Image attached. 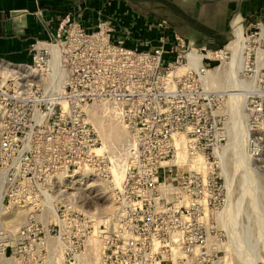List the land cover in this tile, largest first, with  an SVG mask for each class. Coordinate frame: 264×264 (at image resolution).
<instances>
[{
	"label": "built area",
	"instance_id": "2783aa9c",
	"mask_svg": "<svg viewBox=\"0 0 264 264\" xmlns=\"http://www.w3.org/2000/svg\"><path fill=\"white\" fill-rule=\"evenodd\" d=\"M153 23L164 30L156 42L129 46L113 18L89 28L67 12L53 36L31 43L30 61L0 57V203L27 209L9 244L14 256L48 264L58 251L67 261L83 254L94 218L68 189L92 178L113 201L97 264H219L225 233L212 213L226 202L218 171L226 138L215 113L223 95L204 76L225 46L199 48ZM246 30L260 46L261 25ZM257 86L246 98L253 157L264 149L252 131L264 124ZM93 104L128 132L117 152L98 150Z\"/></svg>",
	"mask_w": 264,
	"mask_h": 264
},
{
	"label": "rangeland",
	"instance_id": "374dc122",
	"mask_svg": "<svg viewBox=\"0 0 264 264\" xmlns=\"http://www.w3.org/2000/svg\"><path fill=\"white\" fill-rule=\"evenodd\" d=\"M148 2L146 4L141 3V5L145 8L149 6L150 8L147 11L153 10V4L150 1ZM162 14H169V10L165 5L162 7ZM234 20L229 38L220 46L211 48L218 49L225 46L221 54L223 57L217 60L214 58L208 59L209 63H212L209 68L211 78H209V75L207 78L209 87L211 90L223 95L222 102L215 113L220 114L218 117L222 120V130L226 138L225 148L221 152L222 167L219 164L218 171L225 186L227 203L220 212L212 213V217L218 223V227L222 229V232L225 233L224 250L227 252L222 253V257L225 256L226 258L224 259L225 263L254 264L258 262L257 264H264V149L254 157L249 153L247 144L249 133L247 126L248 110L246 108L247 96L258 87L257 85H260L261 89L264 86V40L259 46L257 39L254 38L257 35L247 39L246 31L248 33L249 31L243 25L242 41L238 42V37L234 31L237 24H234ZM263 33L261 32V35ZM252 48L255 49V52L253 50L251 53L253 64H251V69H245L244 55L247 56ZM205 49L209 50L210 48ZM199 54L202 53L199 52ZM234 68H236L233 71L235 76L231 74ZM256 70H258L257 75L255 74ZM226 90H236L232 93H238V95L229 96V93H224ZM90 111L92 114L89 113V118L95 124L97 134H99L98 150L106 148L109 151L117 152L126 140L128 132L113 115L99 112L96 104H93ZM237 116L241 117L243 128H245L243 148L245 159L238 154L235 145V141L242 133L241 123L237 131ZM252 131L255 135L264 137V124ZM223 165H226L227 175L224 172ZM117 169V167L114 168V173ZM68 190L72 191L71 197L74 198L78 207L96 218L98 229L101 227L100 224L107 223L109 213L113 210V201L107 195L106 185L98 180L88 178L86 182L77 183ZM26 212L27 209L24 207L10 205L7 202L0 203V264H30L27 258L20 259L18 256H14L9 246ZM110 228H112V225H110ZM93 237L95 236H89L85 251L79 258L90 255ZM96 243L99 247L102 244L99 234ZM240 250L244 252L243 259L239 257ZM91 258L82 259L76 264H94L95 262ZM98 260L99 257L97 262ZM253 261L254 263H252ZM70 262L72 261L65 260L58 251L53 259L49 260L48 264H71Z\"/></svg>",
	"mask_w": 264,
	"mask_h": 264
},
{
	"label": "crops",
	"instance_id": "0c3cea01",
	"mask_svg": "<svg viewBox=\"0 0 264 264\" xmlns=\"http://www.w3.org/2000/svg\"><path fill=\"white\" fill-rule=\"evenodd\" d=\"M148 1L153 10L141 5ZM163 5L168 15L162 14ZM67 12L89 28L100 18H113L115 35L138 47L147 39L156 42L164 31L156 21L210 49L229 38L233 19L246 29L256 24L264 29V0H0V57L29 61L31 43L53 36Z\"/></svg>",
	"mask_w": 264,
	"mask_h": 264
},
{
	"label": "bare ground",
	"instance_id": "6f19581e",
	"mask_svg": "<svg viewBox=\"0 0 264 264\" xmlns=\"http://www.w3.org/2000/svg\"><path fill=\"white\" fill-rule=\"evenodd\" d=\"M238 18V17H237ZM238 20V19H237ZM237 23H238V21H237ZM235 21H234V24L236 25L237 24ZM234 31H235V34H236V36L238 37V42L242 39V37H243V25H241V24H237V26L234 28ZM242 41V40H241ZM222 52H223V50H221L219 53L220 54H222ZM262 53V52H261ZM189 57H190V59H191V61L193 62V63H197L199 60H200V58L202 57V54H199V52L197 51H192L190 54H189ZM235 60V59H234ZM237 67V66H236ZM246 68V67H245ZM236 70V68H234V70H232L231 71V74L232 75H234L235 76V73H233V71H235ZM209 69L206 71V73H205V76H204V80H205V82H206V84L208 85V87H209V84H208V82H207V78H208V75H209ZM258 70H256V72H255V74L257 75L258 73ZM256 75H255V77H256ZM209 78H211V75H209ZM214 80V79H213ZM237 90V89H236ZM236 90H226V91H224V93H229L228 95L229 96H236V95H238V93H232L233 91H236ZM238 91V90H237ZM253 92H258V93H260L261 92V90H260V87H257L255 90H253ZM252 93V92H251ZM93 106H91V107H89V112L91 113V111H90V109L92 108ZM92 114V113H91ZM237 118V131L239 130L238 128L240 127V123L242 124V126L240 127L241 128V134H240V137H238L237 138V140L235 141L236 142V149H237V152H238V154L241 156V158L242 157H244V151H243V148H244V137H245V128H243L244 126H243V123H242V120H241V117H236ZM92 121V120H91ZM94 124V123H93ZM94 127H95V129H96V126H95V124H94ZM246 127V126H245ZM243 128V129H242ZM96 131H97V129H96ZM98 133V132H97ZM99 135V134H98ZM177 140H179V139H177ZM99 148V147H98ZM225 148V146L223 147V149ZM223 149L221 150V151H218V153H219V156H220V166H221V162H222V157H221V152L223 151ZM197 159H199V160H201L202 159V156H198L197 157ZM224 159V158H223ZM244 159H245V157H244ZM116 167V166H115ZM222 167V166H221ZM223 169H224V172H225V174H226V165L224 166L223 165ZM118 168V167H117ZM222 169V168H221ZM118 174H119V168L115 171V175L116 176H118ZM227 175V174H226ZM228 178V177H227ZM248 178V177H247ZM229 179V178H228ZM246 180V179H245ZM250 180V179H249ZM252 180V179H251ZM246 182H247V180H246ZM248 183V182H247ZM246 183V184H247ZM250 183V182H249ZM248 185V184H247ZM250 187V186H249ZM248 189V188H247ZM226 203L227 202H225V204L223 205V208L222 209H224V206L226 205ZM221 209V210H222ZM220 210V211H221ZM219 211V212H220ZM218 213V212H217ZM94 218V236L95 237H93L94 238V240H93V245H92V248H91V251H90V255H84V256H82V257H78L77 259H75L74 261H72V262H70L71 264H76V263H78V262H80L82 259H88V258H93V260H94V264H97V258L99 257V254H100V250L101 249H99L100 247H99V245H97V243H96V241H97V236H98V233L100 232V229H98L97 228V220H96V218L95 217H93ZM226 243V242H225ZM225 243H224V245H225ZM226 251V250H225ZM227 252V251H226ZM239 257H242V259L244 258V252L243 251H241L240 250V252H239ZM91 258V259H92ZM224 259H226L225 258V256H223L221 259H220V262H219V264H223V263H225V261H224ZM252 263H254V261L252 262ZM258 263V262H257ZM256 262L254 263V264H257Z\"/></svg>",
	"mask_w": 264,
	"mask_h": 264
}]
</instances>
